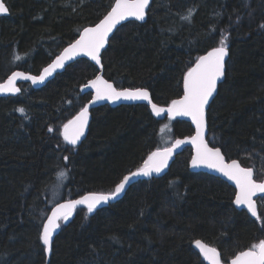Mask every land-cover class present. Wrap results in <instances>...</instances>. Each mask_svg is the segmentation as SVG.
I'll list each match as a JSON object with an SVG mask.
<instances>
[{
  "label": "trees",
  "instance_id": "trees-1",
  "mask_svg": "<svg viewBox=\"0 0 264 264\" xmlns=\"http://www.w3.org/2000/svg\"><path fill=\"white\" fill-rule=\"evenodd\" d=\"M4 1L10 14L0 19V82L15 69L38 73L115 2ZM147 13L145 22L128 21L111 37L105 76L118 87H146L156 104L167 105L183 93L198 57L225 39L230 56L207 110L208 139L262 179L264 0H153ZM96 73L80 58L43 87L22 82L18 95L0 97V264H45L38 236L53 205L113 191L161 147L165 121L145 103L99 106L80 145L64 140L63 125L90 97L80 86ZM170 124L172 141L194 132L183 118ZM191 158L187 147L168 171L132 185L119 201L61 219L48 264H205L197 239L226 259L264 239V197L257 222L235 206L227 182L190 170Z\"/></svg>",
  "mask_w": 264,
  "mask_h": 264
},
{
  "label": "snow or ice",
  "instance_id": "snow-or-ice-1",
  "mask_svg": "<svg viewBox=\"0 0 264 264\" xmlns=\"http://www.w3.org/2000/svg\"><path fill=\"white\" fill-rule=\"evenodd\" d=\"M149 5V0H115L111 10L94 27H86L80 34V38L70 43L63 52L48 67L44 68L40 76H28L22 72H13L7 84L0 85L2 92H19L15 87V80L18 77L30 79L33 83L43 81L53 71L64 67L65 61L83 53L91 57L97 64L101 63V50L109 38V33L116 25L127 17H135L143 20L145 9ZM9 9L0 0V14L7 13ZM227 45L225 39L220 40V46L213 48L206 55L201 56L196 61L195 67L190 68L183 78L184 94L178 100H172L167 109L158 107L151 103L149 92L146 88L117 90L111 83L104 80L102 76H97L89 81V85L95 89L96 95L93 101L107 99L110 101L125 100H145L151 104L156 115L167 112L170 117L188 116L196 125V135L192 136L191 142L196 146V154L192 156L193 167L206 165L209 168L217 169L229 179L235 181L238 191L235 193V204L246 205L253 217L261 219L257 213L253 195L257 192L264 193V182L257 183L253 179V169L241 167L233 160L225 163L220 148L209 147L204 139L205 128V106L209 104L210 97L217 89V81L225 74V56L227 55ZM17 60L19 56L15 57ZM89 85H85L87 88ZM90 101L89 103H92ZM23 112L24 109H19ZM88 123V107L81 108L80 112L72 120L63 126V137L65 141L75 145L84 133V128ZM52 129L50 128L49 131ZM184 140H177L171 148L163 150L157 149L152 152L144 164L135 172L125 175L119 183L115 185L113 191L107 193H89L78 200H69L66 203L58 204L52 210L50 216L42 224V232L38 239L45 246V251L50 252L52 247L53 233L60 227L59 220L65 221L72 215V210L77 205H87V210L91 213L97 205L107 202L121 193L130 180L139 175L150 176L153 172L159 173L167 165L173 149L183 144ZM67 160V157H64ZM61 178H66L67 170L58 173ZM195 245L200 253L210 264H221L220 253L214 247H209L201 240H196ZM231 264H264V239L259 243L251 245L246 251L239 252L232 260Z\"/></svg>",
  "mask_w": 264,
  "mask_h": 264
},
{
  "label": "water",
  "instance_id": "water-1",
  "mask_svg": "<svg viewBox=\"0 0 264 264\" xmlns=\"http://www.w3.org/2000/svg\"><path fill=\"white\" fill-rule=\"evenodd\" d=\"M152 1H153V0H149V5H148V6L146 7V9H145V17H144L143 20L136 19L135 17H127L125 20L120 21V22L116 25V27L113 29V31H112L111 33H109V38H108V40H107V42H106V44H105V47H104V49L101 50V63H100V64H97L95 61H93V60L91 59V57H88L87 55H85V54H83V53H80L79 55L73 57L72 59H70V60H68V61H65L64 67L56 69L55 71L52 72L51 75L47 76L43 81H38V82H36V83H33L32 80H30V79H24V78H22V77H18V78L15 80V87L19 88L20 91H19V92H2V91H0V97L16 96V95H18V94L22 91V90H21V87L19 86V83H22V82H26V83L29 82V83H31L35 88L43 87V86H45L50 80L54 79L55 76H56L57 74L63 72V71H64V70H65L70 64L74 63L76 60H78V59H80V58H85V59H88L89 61H91V62L97 67V70H98V73H97L96 77H97V76H102L104 80H107L109 83H111V84L113 85V87H115L117 90H123V89H136V88H146V87H136V88H130V87L119 88V87H116V85L114 84V82H112V81L106 79V78L103 76L104 65H103V61H102V53H103V51L108 47L111 37L114 35V33L116 32V30H117L122 24H124V23H126V22H128V21H131V20H136V21H139V22H143L144 20H146V18H147V10H148L149 6L151 5ZM2 2H3V3L5 4V6L8 8L6 2H5L4 0H2ZM114 4H115V2H114ZM114 4H113V5H114ZM113 5H112V6H113ZM8 9H9V8H8ZM110 10H111V8H110ZM110 10H109V11H110ZM109 11H108V12H109ZM108 12H107V13H108ZM9 14H10V10H9L7 13L0 14V19H1V17H3V16H7V15H9ZM106 15H107V14H106ZM103 18H104V17H103ZM103 18H102V19H103ZM97 23H99V22H97ZM97 23H96V24H97ZM96 24L89 25V26H86V27H94ZM86 27H84V28H86ZM84 28H83V29H84ZM83 29L81 30L80 34L83 32ZM80 34L78 35V37H77L75 40H77V39L80 38ZM75 40L72 41L71 43L75 42ZM68 46H69V44H68L67 46H65V47L63 48V50H64L65 48H67ZM216 47H219V46H216ZM214 48H215V47H214ZM212 49H213V48H212ZM212 49H210V50H208L207 52L201 54L199 57L206 55V54H207L209 51H211ZM63 50H62L60 53H58V54H57V55H56V56H55V57H54L49 63H47V64H46V65H45V66H44V67H43L38 73L26 72V71L21 70V69H15V70H13V71H12V72H11V73H10V74H9L4 80H3V81L0 82V85L7 84L8 79H9L10 76H12V73H13V72H22V73H25V75H28V76H40V75L43 73L44 68H46V67H48L50 64H52V62L56 59V57H57L58 55H60V54L63 52ZM227 53H228V54L225 56V71H226L227 62H228V60H229V56H230V50H229L228 47H227ZM199 57H198V58H199ZM197 60H198V59H197ZM197 60H196V61H197ZM195 64H196V62L192 65L191 68L195 67ZM96 77H94V78L91 79V80H94ZM224 77H225V74H224V76H223L220 80L217 81V89H216V91L213 93V96L210 97V99H209V104L205 106V128H204V139H205V141L208 143V146H209V147H214V148H220V147L213 146V145H211L210 142L208 141L209 131H208V124H207V109H208L210 103L213 101V99H214L215 96L217 95L218 90H219V85H220V83L224 80ZM91 80H89V81H91ZM89 81H88V83L85 84V85H89ZM85 85H83V86L81 87V90H82L83 92L91 91V92L93 93V96H92V99H91L90 101H93V97L96 95V91H95V89L92 88L90 85H89L87 88H85ZM146 89H147V88H146ZM147 90H148L149 95H150L151 103L156 104V103L153 101L152 97H151V92H150V90H149V89H147ZM183 94H184V92H183ZM183 94H182L180 97H178V98H176V99H174V100H178V99L182 98ZM90 101H89V102H90ZM139 102H143V103L148 104V105L150 106L151 110H152L151 104H150L148 101H145V100H125V99H121V100H118V101L113 102V101H110V100H107V99H103V100H99V101H93L92 103H88V104L86 105V106L88 107V123H87V125H86L85 128H84V133H83V135L80 137V139L77 141L76 144H79L80 142H82V141L87 137V135H88V132H89V124H90V121H91V119H92V116H91V113H90V109H92V108H94V107H97V106H100V105H103V104H109V105L115 107V106L123 105V104H137V103H139ZM170 104H171V103H170ZM170 104H167V105H159V104H156V105H157L158 107H162V108L167 109V107H168ZM79 112H80V111H79ZM79 112H78V113H79ZM152 112H153L154 115H155L158 119H160V120H163V119H166V118H171V119H174V118H183V119H185V120H187V121H189V122L191 123V125H192L193 128H194V133H193L192 135H186V136L178 137L176 140H174V141L172 142V144H171L170 146H168V147H164V148H161V149H160V150H163V149H165V148H171V147L173 146V144H175V142H176L177 140H184V141H185V142H184L183 144H181L179 147L173 149V153H172L171 157H169L167 165L161 170V172H159V173L153 172L150 176L139 175V176H135V177H133V178L130 180V182H129L128 184H126L125 189H124L121 193H119L116 197L111 198V199L108 200L107 202H102L101 204L97 205L96 208H102V207H105V206H107V205H109V204H111V203H115V202L119 201L120 199L123 198V196L125 195V193L127 192V190H128L133 184L138 183V182H140V181H142V180H148V179H152V178L159 177L161 174H163L164 172L168 171L169 168H170V166H171V164L175 161L177 155H179V154H180V153H181L186 147H191V148H192V156H194V155L196 154V146H195L194 144H192L191 139H190L192 136H195V135H196V125H195V123L192 121L191 117H188V116H175V117H170L166 111L163 112V113H161L160 115H156V113H155L153 110H152ZM78 113H77V114H78ZM77 114H76L75 116H77ZM75 116H74V117H75ZM74 117H73V118H74ZM73 118H72V119H73ZM72 119H71V120H72ZM69 121H70V120H69ZM69 121H68V122H69ZM68 122H67V123H68ZM67 123H66V124H67ZM62 135H63V128H62ZM220 150H221V154H222L223 157H224V162H225V163H231V161H233V160H231V161H227V159H226V157H225V155H224V153H223V151H222L221 148H220ZM191 159H192V158H191ZM235 160L240 164L241 167H244V166L241 165V163H240L239 160H237V159H235ZM189 167H190V170L195 171V172H199V171H201V172L210 173V174H212V175H215V176H217V177H220L221 179L225 180L226 182H228L229 184L233 185V186L236 188L235 181L229 179L227 176H225L222 172L218 171L217 169L209 168V167H207L206 165H201V166L193 167L192 164H191V160H190ZM244 168H246V167H244ZM252 169H253V168H252ZM136 170H137V169H135V170L132 171V172H135ZM127 175H128V174H127ZM253 179H254V169H253ZM256 182H257V181H256ZM262 182H264V180H263ZM257 183H261V182H257ZM236 189H237V188H236ZM237 191H238V189H237ZM93 192H95V193H100L99 191H93ZM93 192H87V193H84V194H81V195H78V196H75V197H72V198H69V199H64V200H61V201L57 202V203H56L55 205H53V207L51 208V210H50L48 216L51 215L52 210H53L54 208H56V206H57L58 204L66 203V202L69 201V200H78V199H80L81 197H83V196H85V195H87V194H89V193H93ZM104 193H107V192H104ZM263 194H264V193L257 192L256 194L253 195V198H252V199H253V201L255 202L256 208H257V202H256L255 199H256V197H258L259 195H263ZM234 204H235V200H234ZM235 206H236L238 209H246L247 211H249L246 205H236V204H235ZM79 207H87V205H77V206L72 210V215L68 218V220H67L66 222L70 221V219L73 217L74 211H75L77 208H79ZM96 208H95V209H96ZM257 212H258V210H257ZM249 213H250V211H249ZM250 214H251V213H250ZM45 221H46V220H45ZM60 221H61V220L58 221V223L60 224V227H59L58 229H56L55 232L53 233V240H52L51 251H50V252L46 251V262H45V264H48V263L50 262V258H51V254H52V249H53V242H54V240H55L56 235H57V234L60 232V230H61V222H60ZM202 242H203V241H202ZM203 243H204V242H203ZM205 244H206V243H205ZM208 246H209V245H208ZM195 247H196L197 250H199V248H198L196 245H195ZM209 247H211V246H209ZM217 251H218V250H217ZM218 252H219V251H218ZM202 256H203V255H202ZM203 257H204V256H203ZM206 261H207L208 264H210V262H209L207 259H206ZM221 264H222V263H221ZM230 264H231V263H230Z\"/></svg>",
  "mask_w": 264,
  "mask_h": 264
},
{
  "label": "flooded vegetation",
  "instance_id": "flooded-vegetation-1",
  "mask_svg": "<svg viewBox=\"0 0 264 264\" xmlns=\"http://www.w3.org/2000/svg\"><path fill=\"white\" fill-rule=\"evenodd\" d=\"M150 7V6H149ZM149 9V8H148ZM147 12H148V10H147ZM147 16H148V13H147ZM146 20H147V18H146ZM146 20H144L143 22H145ZM139 22V21H138ZM107 49V48H106ZM105 49V50H106ZM104 50V51H105ZM103 51V52H104ZM103 54V53H102ZM102 61H103V58H102ZM228 63V62H227ZM104 65V64H103ZM227 67V66H226ZM1 68V67H0ZM96 69H97V67H96ZM21 70H23V69H21ZM25 71V70H24ZM27 72V71H26ZM226 72V71H225ZM97 73H98V70H97ZM97 73L93 76V77H91L90 79H88L84 84H82L81 86H80V92L82 93V94H89L90 95V97H89V99H88V101L85 103V105L83 106V107H85L88 103H89V101L92 99V96H93V93L91 92V91H88V92H83L82 90H81V87L83 86V85H85V84H87L88 83V81L89 80H91V79H93L94 77H96V75H97ZM187 74V73H186ZM103 76L106 78V79H108V80H110L109 78H107L106 76H105V74H104V70H103ZM110 81H112V80H110ZM113 82V81H112ZM115 84V83H114ZM116 85V84H115ZM20 86V85H19ZM116 87H118L117 85H116ZM119 88H125V87H119ZM130 88H136V87H130ZM148 89V88H147ZM184 92V91H183ZM183 94V93H182ZM181 94V95H182ZM218 94V93H217ZM180 95V96H181ZM180 96H178V97H180ZM152 97V96H151ZM178 97H176V98H178ZM216 97V96H215ZM175 98V99H176ZM174 100V99H173ZM214 100V99H213ZM139 103H143V102H139ZM171 103V102H170ZM169 103V104H170ZM138 104V103H137ZM146 104V103H145ZM211 104V103H210ZM103 105H109V104H103ZM103 105H100V106H103ZM148 105V104H147ZM109 106H111V105H109ZM119 106V105H118ZM149 106V105H148ZM82 107V108H83ZM97 107H99V106H97ZM97 107H94V108H92V109H90V113H91V116H93V111H94V109H96ZM111 107H114V106H111ZM116 107V106H115ZM150 107V106H149ZM151 109V108H150ZM81 110V109H80ZM79 110V111H80ZM208 110V109H207ZM78 111V112H79ZM77 112V113H78ZM76 113V114H77ZM75 114V115H76ZM154 114V113H153ZM75 115H73V117L75 116ZM73 117H71L69 120H71ZM157 118V117H156ZM167 119H171V118H166V119H163V121H165V120H167ZM175 119V118H174ZM68 120V121H69ZM160 120V119H159ZM68 121H66L65 122V124L68 122ZM91 121H92V119H91ZM91 121H90V124H91ZM64 124V125H65ZM90 124H89V127H90ZM207 124H208V122H207ZM63 125V126H64ZM63 128V127H62ZM208 131H209V128H208ZM89 133V132H88ZM181 137V136H180ZM208 137H209V135H208ZM178 138V137H177ZM176 138V139H177ZM86 139V138H85ZM84 139V140H85ZM176 139H174V140H176ZM83 140V141H84ZM173 140V141H174ZM172 141V142H173ZM208 141H209V139H208ZM68 142V141H67ZM172 142H171V144H172ZM210 142V141H209ZM82 142H80L79 144H75V145H80ZM171 144H169V145H167L166 147H168V146H170ZM211 144V143H210ZM212 145V144H211ZM214 146V145H213ZM216 147H219V146H216ZM164 148V147H163ZM187 148V147H186ZM185 148V149H186ZM191 148V147H190ZM158 149H161V147L160 148H158ZM184 149V150H185ZM192 149V148H191ZM157 150V149H156ZM155 150V151H156ZM154 151V152H155ZM223 151V150H222ZM224 153V152H223ZM224 155H225V157H226V159H227V161H231V160H235V158L234 159H229L227 156H226V154L224 153ZM178 156V155H177ZM177 158V157H176ZM237 160H239V159H237ZM240 161V160H239ZM240 163H241V161H240ZM189 164H190V162H189ZM241 165L242 166H244V167H246V168H253L254 169V167H251V166H246V165H244V164H242L241 163ZM132 171H134V170H132ZM131 171V172H132ZM130 173V172H129ZM129 173H127V174H129ZM126 174V175H127ZM162 175V174H161ZM153 179V178H152ZM148 180H150V179H148ZM223 180V179H222ZM254 180L255 181H257V182H262L263 180H264V177L262 178V179H260V178H258L257 176H256V171H255V169H254ZM143 181V180H142ZM225 181V180H224ZM226 182V181H225ZM228 183V182H227ZM135 184H137V183H135ZM229 184V183H228ZM134 185V184H133ZM230 186H232V188L234 189V200H235V193L237 192V189L233 186V185H231V184H229ZM263 197H264V194L263 195H259L258 197H256V202H257V210H258V215L259 216H261V200L263 199ZM242 210H246V209H242ZM247 211V210H246ZM248 213H249V211H247ZM250 214V213H249ZM251 215V214H250ZM251 217H253L252 215H251ZM255 220H257V222H260V220L259 219H257L256 217H253ZM197 240H201V241H203L204 243H206L207 245H209V246H211V247H214V248H216L218 251H219V253H220V258H221V263L222 264H230L231 263V260L239 253V252H241V251H246L248 248H244V249H242V250H240V251H238L234 256H232V257H230V258H228V259H226V257L225 256H223V253H222V251L217 247V246H215V245H213V244H211V243H208V242H206V241H204V240H202V239H197ZM196 241V240H195ZM259 243V242H258ZM257 244V243H256ZM194 247H195V242H194ZM195 249H196V247H195ZM197 250V249H196ZM198 251V253L200 254V256H201V258H202V260L204 261V263L205 264H208L207 263V261H206V259L202 256V254L200 253V251L199 250H197Z\"/></svg>",
  "mask_w": 264,
  "mask_h": 264
},
{
  "label": "rangeland",
  "instance_id": "rangeland-1",
  "mask_svg": "<svg viewBox=\"0 0 264 264\" xmlns=\"http://www.w3.org/2000/svg\"><path fill=\"white\" fill-rule=\"evenodd\" d=\"M160 137H162V141L160 142L161 148L166 147L172 141L170 119L165 120V122L161 125Z\"/></svg>",
  "mask_w": 264,
  "mask_h": 264
},
{
  "label": "bare ground",
  "instance_id": "bare-ground-1",
  "mask_svg": "<svg viewBox=\"0 0 264 264\" xmlns=\"http://www.w3.org/2000/svg\"><path fill=\"white\" fill-rule=\"evenodd\" d=\"M89 26V25H88ZM194 133V132H193ZM192 135V134H191ZM66 222V221H65ZM69 222V221H68ZM67 223V222H66Z\"/></svg>",
  "mask_w": 264,
  "mask_h": 264
}]
</instances>
